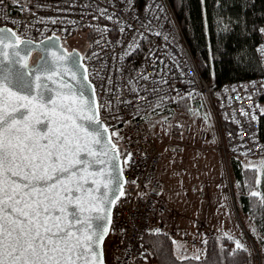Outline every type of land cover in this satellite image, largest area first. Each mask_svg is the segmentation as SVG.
<instances>
[{
  "label": "snow or ice",
  "instance_id": "6c2138e0",
  "mask_svg": "<svg viewBox=\"0 0 264 264\" xmlns=\"http://www.w3.org/2000/svg\"><path fill=\"white\" fill-rule=\"evenodd\" d=\"M124 3L132 8L134 0ZM157 9L163 10L149 3L145 12L155 19ZM97 11L119 23L107 9ZM140 27L151 31V20ZM94 31L103 35L109 29ZM119 31H125L123 25ZM154 35L169 39L159 31ZM32 44L0 28V264H104L101 246L111 231L113 207L127 195L122 165L131 153L119 151L108 138L95 86L87 74L78 75L81 57L67 53L49 59L44 54L56 48L49 44L40 48V62L30 66L20 57L34 50ZM138 47L134 39L119 59ZM65 71L74 83L65 79ZM100 71L94 70L98 79ZM112 136L122 139L117 132ZM250 195L264 204V194ZM234 243L233 255L248 251L240 241Z\"/></svg>",
  "mask_w": 264,
  "mask_h": 264
},
{
  "label": "built area",
  "instance_id": "2783aa9c",
  "mask_svg": "<svg viewBox=\"0 0 264 264\" xmlns=\"http://www.w3.org/2000/svg\"><path fill=\"white\" fill-rule=\"evenodd\" d=\"M149 3L162 7V11L157 9L155 13L158 18L145 12ZM98 8L107 9L119 23L100 16ZM149 20L151 31L140 27L142 21ZM5 25L12 27L20 38L35 41L53 35L65 39L79 32L87 34L88 47L83 58L98 104L103 105L99 119L122 137L118 142L125 153H131L123 169L127 195L113 208L108 235L113 245L124 249L129 257L146 256L145 233L162 213L165 189L158 169L163 148L180 153L198 147L188 138L189 125L172 123L162 140L141 119L145 114L182 97L199 95L209 106L217 126V143L200 148H217L227 163L231 155H264V143L259 135L264 111V51L261 50L264 33L261 31L257 47L261 74L216 86L203 75L171 0H134L133 7L128 9L124 0H0V26ZM121 25L125 28L123 33L119 31ZM95 27H107L109 31L101 35L94 31ZM157 31L167 34L169 39L165 41L163 36L154 35ZM134 39L139 47L120 60L130 51L128 44ZM150 50L154 55H149ZM96 69H101L99 79L94 74ZM198 226L206 230L205 224ZM192 243L196 245L199 240L194 238ZM106 261L124 264L125 254L115 256L114 260L106 257Z\"/></svg>",
  "mask_w": 264,
  "mask_h": 264
},
{
  "label": "trees",
  "instance_id": "16d2710c",
  "mask_svg": "<svg viewBox=\"0 0 264 264\" xmlns=\"http://www.w3.org/2000/svg\"><path fill=\"white\" fill-rule=\"evenodd\" d=\"M171 2L206 79L220 86L228 81L261 74L257 47L260 42L259 30L264 27V0H204L203 5L200 0ZM226 25L225 31L223 29ZM63 42L65 44L64 39ZM36 55L33 56V62ZM213 56L214 59H210ZM193 96L155 109L141 119L147 122L150 114L160 110L173 115L177 108L187 109L190 104L192 108L193 103V106H205L199 95H195V101L189 100ZM259 135L264 143V111L260 117ZM113 138L120 151L125 153L116 137ZM241 158L236 155L230 157L239 191V205L242 213L254 222L257 232L264 239V204L259 202V197L250 195V191L264 194V169L258 174L256 167L244 166ZM152 230L155 229L148 228L143 240L146 256L136 262L145 260L154 264H249L254 258L248 249L247 252L239 251L233 255L234 238L218 234H212L204 240L205 247L201 256H181L176 251L174 238L168 232L160 230L156 234Z\"/></svg>",
  "mask_w": 264,
  "mask_h": 264
},
{
  "label": "rangeland",
  "instance_id": "374dc122",
  "mask_svg": "<svg viewBox=\"0 0 264 264\" xmlns=\"http://www.w3.org/2000/svg\"><path fill=\"white\" fill-rule=\"evenodd\" d=\"M67 48L79 49L83 56L88 47V36L79 32L74 36L65 38ZM189 97V96H188ZM195 95L193 99L195 101ZM185 98V97H184ZM204 107L191 104L187 109H178L173 115L155 112L147 118V124L153 133L159 134L164 140L166 132L172 123L190 127L188 138L198 147L186 148L177 153L163 148L162 161L158 174L166 187L165 203H162L160 218L150 224V229L162 231H176L179 233L187 230L184 243L188 248L193 246L201 255L204 252V240L215 235H231L240 241L254 256L249 264H264V239L257 232L254 222L244 213L239 205L237 184L229 163L217 148L205 150L202 145L210 147L217 143V126L209 106L205 100ZM264 110V102H263ZM244 166L256 167L258 174L264 169V155L242 157ZM259 176V175H258ZM163 197V196H162ZM205 224L206 230L198 226ZM169 233V232H168ZM176 238L173 233H169ZM196 238L199 243L194 245ZM181 238L177 237L178 242ZM112 238L106 242V257L112 258L125 254L124 264H154L145 260L136 262L124 249H117ZM182 256V254H180ZM127 256V257H126ZM116 264V261L113 262ZM123 264V263H122Z\"/></svg>",
  "mask_w": 264,
  "mask_h": 264
},
{
  "label": "water",
  "instance_id": "95a60500",
  "mask_svg": "<svg viewBox=\"0 0 264 264\" xmlns=\"http://www.w3.org/2000/svg\"><path fill=\"white\" fill-rule=\"evenodd\" d=\"M0 28H8V29H12L13 32H15L17 34V32L10 26L8 25H5V26H0ZM18 35V34H17ZM19 36V35H18ZM50 37L48 38H45V39H42V40H39V41H35V40H31V39H27V38H21L22 40H31L33 42L32 44V48L34 50L30 51V52H22L21 53V62L24 63H28L30 66H36L40 60H41V51H40V48L42 47H45L49 44H55L56 45V48L53 49L52 53L49 54V53H45L44 55L48 56L49 59L52 58L53 55H65L67 53H77L79 55V57H81V60H80V67L78 69V75H83V74H87L88 75V79L90 80V77H89V72H88V69L85 65V62H84V59H83V54L80 50H78L77 48H74L72 50H68L63 42H62V39L60 36L58 35H53L51 36V40H49ZM20 47H24L22 44H20V41H15ZM41 42H43V44H41ZM4 51L6 53H10L11 52V49L9 48H5ZM34 54H37L35 56V62H33V56ZM5 63H7V61H5ZM68 68H71L72 66L71 65H67ZM64 77L65 79L70 82V83H74V81H72L71 79V72L70 71H65L64 72ZM58 79V77H57ZM91 81V80H90ZM51 83V82H49ZM53 87H55V85H53ZM89 95H91V93H89ZM96 101L98 103V100H97V95H96ZM108 128V138L111 139L112 142H115L113 136H112V132L110 130V128L107 126ZM116 143V142H115ZM118 150L120 151L119 147L117 146ZM121 160L123 161V157H121ZM123 166V169H124V165ZM124 180H125V177H124V172H123V177H122ZM126 184V183H125ZM125 184H124V189H125ZM114 208V207H113ZM112 214H113V210H112ZM111 222H112V215H111ZM110 229H111V224H110ZM108 237V236H107ZM107 237L105 238V240L103 241V244H102V253H103V261H104V264H107V261H106V257H105V242H106V239Z\"/></svg>",
  "mask_w": 264,
  "mask_h": 264
},
{
  "label": "crops",
  "instance_id": "0c3cea01",
  "mask_svg": "<svg viewBox=\"0 0 264 264\" xmlns=\"http://www.w3.org/2000/svg\"><path fill=\"white\" fill-rule=\"evenodd\" d=\"M158 176H159V174H158ZM159 178H160V176H159ZM160 180H161V178H160ZM162 184H163L164 189L166 191V187H165L163 182H162ZM164 197H165V193L163 194V197L161 198V201L163 203H165V198ZM167 232L173 233L176 238L177 237L181 238L178 242H176V240H175L176 238L174 239L175 240L176 251H177V253L179 255L182 254V256H201L202 251L201 252H199L198 250L195 251L193 246H190L188 248L185 246L184 238H185V234L188 233V226H187V230H185V231H183V232H181L179 234L176 231H169L168 230ZM229 236H231V235H229ZM234 240L237 241L235 237H234Z\"/></svg>",
  "mask_w": 264,
  "mask_h": 264
}]
</instances>
